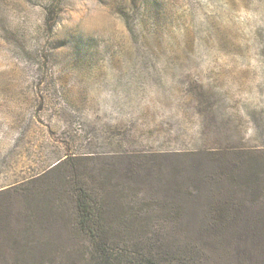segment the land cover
Listing matches in <instances>:
<instances>
[{
    "label": "rangeland",
    "instance_id": "1",
    "mask_svg": "<svg viewBox=\"0 0 264 264\" xmlns=\"http://www.w3.org/2000/svg\"><path fill=\"white\" fill-rule=\"evenodd\" d=\"M0 117L5 257L105 184L204 264H264V0H0Z\"/></svg>",
    "mask_w": 264,
    "mask_h": 264
},
{
    "label": "trees",
    "instance_id": "2",
    "mask_svg": "<svg viewBox=\"0 0 264 264\" xmlns=\"http://www.w3.org/2000/svg\"><path fill=\"white\" fill-rule=\"evenodd\" d=\"M59 170V165L50 173ZM49 175V174H48ZM232 178H229L231 180ZM99 191L81 190L75 197V208L61 206L57 214L62 217L63 228L71 237L63 240L10 241L13 255L5 257L0 251V264H204L206 257L196 243L177 250L175 241L163 237L166 225H153L148 221L165 215L176 219L178 210L161 209L126 210L127 196L108 193L105 184ZM113 196V197H112ZM168 210V211H167ZM147 216L145 226L138 224ZM152 215V216H150ZM150 216V217H149ZM69 219H73L71 222ZM68 222V223H67ZM152 222V221H151ZM26 230L24 234L29 233ZM1 245V244H0ZM1 249V247H0Z\"/></svg>",
    "mask_w": 264,
    "mask_h": 264
},
{
    "label": "crops",
    "instance_id": "3",
    "mask_svg": "<svg viewBox=\"0 0 264 264\" xmlns=\"http://www.w3.org/2000/svg\"><path fill=\"white\" fill-rule=\"evenodd\" d=\"M108 85H110V84H107L105 87H102V86H99V85H97V89H100V90H102V89H107L109 86ZM135 84H133V86H128V88H126V89H128V90H133V89H139V88H137V86H134ZM110 89H113V88H110ZM115 89H120V90H122V89H124L123 87H117V86H115ZM111 98H110V102H111ZM99 109H103L104 111V114H109L110 113V111H111V109H109V107H107V106H104V108H102V107H99ZM3 124H5V122H3V119L0 117V130H1V128H2V126H3ZM1 135V134H0Z\"/></svg>",
    "mask_w": 264,
    "mask_h": 264
}]
</instances>
